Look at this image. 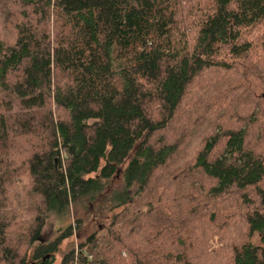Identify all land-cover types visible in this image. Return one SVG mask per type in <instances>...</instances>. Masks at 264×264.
I'll return each instance as SVG.
<instances>
[{"label":"trees","instance_id":"obj_1","mask_svg":"<svg viewBox=\"0 0 264 264\" xmlns=\"http://www.w3.org/2000/svg\"><path fill=\"white\" fill-rule=\"evenodd\" d=\"M0 264H264V0H0Z\"/></svg>","mask_w":264,"mask_h":264},{"label":"rangeland","instance_id":"obj_2","mask_svg":"<svg viewBox=\"0 0 264 264\" xmlns=\"http://www.w3.org/2000/svg\"><path fill=\"white\" fill-rule=\"evenodd\" d=\"M120 181L117 180L113 188L115 190L120 189ZM76 214L74 210L68 215V216H57V215H51L47 223L42 229L41 232V241H50L52 240L60 229H63L64 227L73 224L74 220L76 219ZM93 223L86 220L83 224L82 229L79 232H76V237L74 238L76 241L84 239L93 231Z\"/></svg>","mask_w":264,"mask_h":264}]
</instances>
